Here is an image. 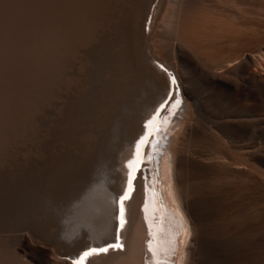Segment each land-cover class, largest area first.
Wrapping results in <instances>:
<instances>
[{
  "label": "bare ground",
  "instance_id": "1",
  "mask_svg": "<svg viewBox=\"0 0 264 264\" xmlns=\"http://www.w3.org/2000/svg\"><path fill=\"white\" fill-rule=\"evenodd\" d=\"M261 28L264 0H0V148L30 122L36 156L0 158V264H73L117 239L84 263L264 264V148L211 138L262 116L244 83L264 92ZM195 74L250 113L213 115Z\"/></svg>",
  "mask_w": 264,
  "mask_h": 264
},
{
  "label": "rangeland",
  "instance_id": "2",
  "mask_svg": "<svg viewBox=\"0 0 264 264\" xmlns=\"http://www.w3.org/2000/svg\"><path fill=\"white\" fill-rule=\"evenodd\" d=\"M261 29H262L261 33L263 35L264 28ZM155 63L157 64V62ZM194 83L201 104L204 107H206L208 110H210L213 113V115L215 116L227 115V116H237L238 118H244L245 115H248L250 113L248 111V108L246 107V101L243 99L239 91L228 90L221 94H218L215 91H213L211 88H208V86L205 85V83L202 81L201 77L198 76L197 74L194 75ZM244 83L246 85V88L250 89L252 92H255V94L259 96L260 99L259 113L262 114L261 116L262 118L259 117L258 118L259 120L256 118V119H251L250 121L249 117H247L248 119H246V121L241 123L236 128L232 126H228L223 136H219L215 138L214 135H212L211 138L215 141L214 151H217L218 153L222 151L232 152L233 150H235L236 145H241L250 142L254 143L257 148L258 147L264 148V92L260 87H252L248 83L246 82ZM177 112L178 111H176L173 114L172 119H174L175 117L176 120L182 119L181 114L179 115ZM181 112L182 109L180 113ZM176 120H174L173 123H176ZM211 123L212 122L209 120V118L208 119L205 118L201 122V128L205 130V127H208L209 125H211ZM24 127L27 128V130H25ZM178 127L179 126H176L175 129H178ZM21 130H23V132H21ZM21 130L17 132V136L15 133L14 134L12 133L13 136H10L8 138L9 140H7L2 145V149L0 148V158L16 159L20 157V154L27 155L25 156L26 159H31V160L34 157H36L31 150L30 152L28 150L30 148L28 145L31 144L34 140V133L33 130H31L30 122H27L26 125H24L23 129ZM20 135L23 136V138H21ZM18 136L19 138H17ZM223 138L225 139V141ZM62 142H63V137H59L57 139V138H53L52 135V137H50L49 139L46 138L43 142V144L45 145L43 157L49 158V157L59 156L60 150L63 147L61 144ZM54 143L55 145H53ZM218 160L219 159L215 157L211 159V162L216 163ZM258 176L260 178L264 177L260 173L258 174ZM212 182L214 185L217 183L216 186L227 184V183L219 182L218 180H214ZM209 244H210L209 246H212L214 243L210 242ZM63 258H66L68 260L69 257H63Z\"/></svg>",
  "mask_w": 264,
  "mask_h": 264
},
{
  "label": "snow or ice",
  "instance_id": "3",
  "mask_svg": "<svg viewBox=\"0 0 264 264\" xmlns=\"http://www.w3.org/2000/svg\"><path fill=\"white\" fill-rule=\"evenodd\" d=\"M171 75V74H170ZM171 83L172 85H176L177 81L175 76H171ZM173 95L172 92L169 93V100L171 99V96ZM169 100H165V102L163 104L160 105V108H158L157 114L160 113V111L162 109L165 108V106L169 103ZM181 103V101L179 99H177L175 101V105L179 106ZM156 119V116H153V118L151 120H148L145 122V129L146 132L143 136L140 137V139L137 141V152H136V159L135 160H130L128 162V167L129 168H133V166L135 165L134 171L139 169L140 163L142 162L140 157H141V149H140V145L145 144L148 142L149 138L152 135V131H148L149 126L153 123V121ZM134 179V175L133 172L129 173V177H128V191H126L124 193L123 196L120 197V226L123 227L124 223H125V219H124V201L127 200L130 196V193L132 191V181ZM123 245L121 243H119V240L117 239V243L115 244H109L107 247H93L88 249L87 251H84L78 260L73 261V264H84V262L86 260H89V258L93 257L94 255H99L102 253H107L110 249H120L122 248Z\"/></svg>",
  "mask_w": 264,
  "mask_h": 264
},
{
  "label": "water",
  "instance_id": "4",
  "mask_svg": "<svg viewBox=\"0 0 264 264\" xmlns=\"http://www.w3.org/2000/svg\"><path fill=\"white\" fill-rule=\"evenodd\" d=\"M142 163H143V162H142ZM146 168H147V166H145V165L143 164V165H141V166L139 167L138 170L140 171V170H142V169H146ZM138 170H137V171H138ZM135 177H136V176H135ZM129 198H130V197H129Z\"/></svg>",
  "mask_w": 264,
  "mask_h": 264
}]
</instances>
